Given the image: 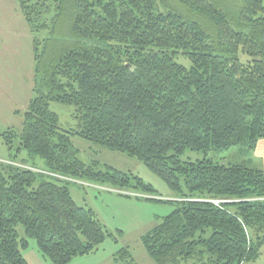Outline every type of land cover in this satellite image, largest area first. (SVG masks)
Here are the masks:
<instances>
[{"label":"trees","instance_id":"trees-1","mask_svg":"<svg viewBox=\"0 0 264 264\" xmlns=\"http://www.w3.org/2000/svg\"><path fill=\"white\" fill-rule=\"evenodd\" d=\"M18 4L33 35L34 98L20 132L0 130L15 153L10 163L0 161V264H30L22 252L28 239L52 264L95 254L106 242L104 225L74 201L61 178L155 191L141 177L133 184L129 174L79 160L75 136L141 160L182 195L174 212L142 237L157 264L258 261L264 171L181 157L186 150L254 152L264 141V0ZM54 102L75 109L76 129L62 128ZM24 152L44 161L48 178L16 161ZM221 199L220 207L211 202ZM113 259L136 264L129 248Z\"/></svg>","mask_w":264,"mask_h":264},{"label":"rangeland","instance_id":"rangeland-1","mask_svg":"<svg viewBox=\"0 0 264 264\" xmlns=\"http://www.w3.org/2000/svg\"><path fill=\"white\" fill-rule=\"evenodd\" d=\"M39 37L42 36L39 35ZM33 42V35L21 13L18 0H0V83L6 89L12 90L13 97L11 100H6L0 89V130L2 132L8 131V129L20 132L23 129L24 114L28 112L31 99L34 98L32 88L34 77L32 74L35 67ZM181 62L189 67L186 61L182 60ZM50 108L59 115L63 129L74 130L77 128L78 121L73 116L75 109L57 102L51 104ZM72 140L78 150L79 160L90 165L93 162H98L99 171L104 172L108 167H111L129 174L133 178V184L136 183L134 177H141L146 184L152 185L155 191L146 194L142 189H132V192L115 189L109 185H98L88 179L61 178L64 180L63 184L71 191L74 201L80 207L93 210L109 234L106 242L98 247L99 250L95 254L75 257L70 264H114L113 258L124 248L131 250L136 264H157L149 258L145 247H143L142 237L158 226L164 217L174 212L182 195L168 187L167 183L141 160L128 154L112 152L81 137L75 136ZM15 145L18 147V143ZM255 152L241 147H233L230 151L219 154L214 151L205 154L186 150L181 160L184 163H197V161L209 158L216 163L226 165L245 162L251 168L261 169L262 165L256 158ZM14 157L15 153L10 152L0 140V161L10 163L11 160H15ZM16 161L18 163L25 162L31 167L34 166L39 172L40 180L42 178L40 175L44 174L43 176L46 175V177L49 175L46 164L40 158L30 159L24 152ZM181 187L187 195L188 191L184 186V180L181 182ZM128 193L141 196L136 197ZM148 198L152 199L148 200ZM194 198L198 199L199 195H194ZM16 229L19 239L27 237L26 230L22 225H17ZM28 240V248L22 250L28 263L52 264L42 256L36 241ZM184 264L194 263L190 261ZM247 264H264V254L258 261Z\"/></svg>","mask_w":264,"mask_h":264},{"label":"crops","instance_id":"crops-1","mask_svg":"<svg viewBox=\"0 0 264 264\" xmlns=\"http://www.w3.org/2000/svg\"><path fill=\"white\" fill-rule=\"evenodd\" d=\"M35 69V67H34ZM32 76H34V73L32 74ZM33 82H34V77L32 79V88H33ZM0 89L2 90L3 94H4V97H6V100H11L13 97H12V90L11 89H6V87L0 83ZM33 93H34V88H33ZM10 105V104H9ZM17 114H19L20 112H16ZM255 156L256 158L260 161L262 167H261V170L264 171V141H261L258 146H257V149L255 150Z\"/></svg>","mask_w":264,"mask_h":264},{"label":"built area","instance_id":"built-area-1","mask_svg":"<svg viewBox=\"0 0 264 264\" xmlns=\"http://www.w3.org/2000/svg\"><path fill=\"white\" fill-rule=\"evenodd\" d=\"M128 194H130V195H132V196H136V197H140L139 195H137V194H132V193H128ZM211 202L213 203V204H215L216 206H218V207H220L221 205H222V203H225L226 201H223L222 199L221 200H211Z\"/></svg>","mask_w":264,"mask_h":264}]
</instances>
